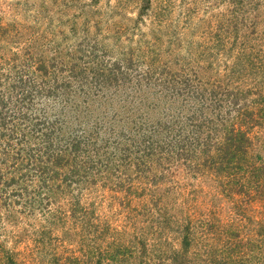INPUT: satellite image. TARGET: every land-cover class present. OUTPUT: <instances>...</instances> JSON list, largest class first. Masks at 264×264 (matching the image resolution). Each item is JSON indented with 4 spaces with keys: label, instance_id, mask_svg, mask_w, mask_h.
Wrapping results in <instances>:
<instances>
[{
    "label": "rangeland",
    "instance_id": "374dc122",
    "mask_svg": "<svg viewBox=\"0 0 264 264\" xmlns=\"http://www.w3.org/2000/svg\"><path fill=\"white\" fill-rule=\"evenodd\" d=\"M246 1L259 5L0 0V19L14 27L1 41L0 62L40 49L61 60L56 72L66 83L44 103L51 121L45 131L81 142L71 166L81 184L39 189L35 161L24 152L15 179L25 174L32 194L15 199L21 186L0 188V239L22 264H55L73 254L96 264L110 240L136 234L153 264H264V188L254 199L229 192V170L204 174L196 171L201 155L187 157L195 134L230 129L253 112L260 117L251 120L252 149L264 155V0ZM231 10L244 12L240 23ZM29 134L25 145H34ZM116 195L132 201L121 206ZM233 231L239 240L229 250Z\"/></svg>",
    "mask_w": 264,
    "mask_h": 264
},
{
    "label": "trees",
    "instance_id": "16d2710c",
    "mask_svg": "<svg viewBox=\"0 0 264 264\" xmlns=\"http://www.w3.org/2000/svg\"><path fill=\"white\" fill-rule=\"evenodd\" d=\"M230 1L234 6L242 8H244L243 3L253 4L254 6L259 5V1ZM241 12L243 11L234 12L231 10L230 15H232V18H236L234 19L235 21L237 20L240 23ZM12 26L10 27L6 23L3 24V20L0 19V47L2 46L1 41L14 33V27ZM34 42L37 41L34 39ZM31 46L37 49L32 43ZM58 48V46L53 47L55 51H58ZM42 49L46 48L42 47ZM26 52L27 55H20L15 51L12 59L8 58V56L6 58L1 57L2 62H0V188L21 186V189H18V193L16 191L17 197L15 199L19 196L22 197L19 199H24L32 194L26 185L27 178L25 174L19 175L18 181L15 179L16 173L20 170V165L24 167V163H19L24 152L25 159L30 162L31 160L35 161L36 177L41 184L39 189L47 188L49 191H62L67 189L69 185L81 184V176L78 173L80 170L77 166H74L71 171V166L78 161V153L80 154L81 152V142L75 140V137L71 138L72 140H64L62 139L63 137L46 132L45 130L51 126V121L42 115V111H44L46 106L44 104L45 101L57 96L59 90L66 83V81H61V75H59V72L63 71L61 67L63 65L62 61L46 57L41 49L38 54L30 50ZM22 56L25 57L22 58ZM252 57L253 55L250 58L251 60ZM258 58L260 60L257 67L259 65L261 67L263 59L256 55L255 59ZM58 76H60V80ZM49 101L47 100V102ZM250 115L252 114L250 113ZM259 117L258 114L253 112L250 121L245 122L239 118L242 123L234 125L230 129L223 127L216 133L210 131L209 133L195 134L196 136L192 137L193 149L188 151L187 157L190 155L195 156L196 152L201 155L199 160H202V163L196 164V171H203L206 174L208 169H211L218 172L223 166L222 172L229 170L226 184L229 185L228 191L239 192L248 197V199H254L253 192L264 188V155L253 151V142L251 141V136H249V130L254 125L251 120L255 121ZM199 119L203 121L204 117L202 116ZM201 125L202 122L199 123V126ZM27 130H29L28 133ZM29 132L37 139L34 145H31V143L25 145L28 143L27 135H30ZM187 141H190V139ZM171 148L175 149V146ZM42 149H45V151L41 152ZM35 150L36 153L34 152ZM22 160L24 162V159ZM7 164L10 165V168L5 167ZM86 174L88 173L86 172ZM120 184V187H122L123 183L120 182ZM129 184L127 186L128 189H125L131 192L133 184ZM158 184L160 185V183ZM93 185L96 184L92 183ZM159 185L156 189L160 188ZM152 188L155 189L154 187ZM33 190L39 193L36 187ZM116 199L120 201L121 206L132 201V198L127 196L116 195ZM70 206L74 208V211L78 210L77 204H70ZM13 209L15 208H9V213ZM235 232L233 231L230 234L229 242L226 241L229 244V246L227 244L229 250L238 243L239 235ZM186 236V244L191 243L192 239L189 234ZM107 246V257L99 255L100 259L96 264H124L127 260H132L136 257H140L137 264H153L151 260L144 259L145 240L138 234H136L135 239H130L129 242L115 239L114 237ZM111 248L112 253L110 251ZM72 258V260L65 262L58 260L55 264H89L87 260L85 261L75 254L72 255ZM20 259L19 253L6 249L0 239V262L3 261L4 264H22Z\"/></svg>",
    "mask_w": 264,
    "mask_h": 264
}]
</instances>
